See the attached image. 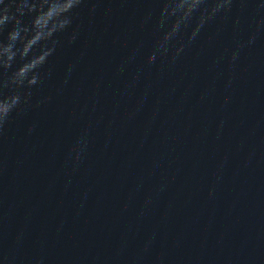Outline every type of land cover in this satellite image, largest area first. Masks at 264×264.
I'll return each instance as SVG.
<instances>
[{
    "label": "water",
    "instance_id": "obj_1",
    "mask_svg": "<svg viewBox=\"0 0 264 264\" xmlns=\"http://www.w3.org/2000/svg\"><path fill=\"white\" fill-rule=\"evenodd\" d=\"M257 5L149 63L160 0H85L0 134V264H264Z\"/></svg>",
    "mask_w": 264,
    "mask_h": 264
},
{
    "label": "clouds",
    "instance_id": "obj_2",
    "mask_svg": "<svg viewBox=\"0 0 264 264\" xmlns=\"http://www.w3.org/2000/svg\"><path fill=\"white\" fill-rule=\"evenodd\" d=\"M157 30L160 38L148 57V62L157 55L167 56L174 48L175 60L184 50L186 43L196 39L204 25L217 14L231 11L234 0H160ZM245 0H241V4ZM85 0H0V134L13 118L30 106H38L43 101L31 104L33 88L41 86L50 70L45 65L62 45L60 39L73 25L78 9ZM264 9V5H257ZM94 10V9H93ZM258 25H264L261 16ZM191 26L187 41L183 34ZM6 33V34H5ZM73 31L69 42L76 39ZM180 40L179 46L173 42ZM254 36L249 38L253 42ZM233 53L232 59L238 58ZM70 71V69H69ZM31 131V129H29ZM87 146L84 136L75 143L69 154L74 162H79ZM7 262L8 258H4ZM37 264H40L38 261Z\"/></svg>",
    "mask_w": 264,
    "mask_h": 264
}]
</instances>
